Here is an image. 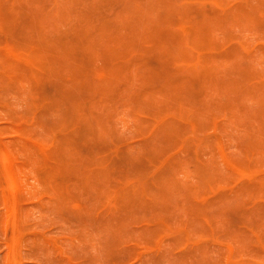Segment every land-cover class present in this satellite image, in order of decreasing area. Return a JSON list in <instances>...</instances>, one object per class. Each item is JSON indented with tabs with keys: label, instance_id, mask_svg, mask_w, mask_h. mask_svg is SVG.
Instances as JSON below:
<instances>
[{
	"label": "rangeland",
	"instance_id": "rangeland-1",
	"mask_svg": "<svg viewBox=\"0 0 264 264\" xmlns=\"http://www.w3.org/2000/svg\"><path fill=\"white\" fill-rule=\"evenodd\" d=\"M107 1L0 0V46L3 45L0 47V264H264V238L261 237L264 236V0H165V3H162L163 0L159 2L158 0H124L125 3L121 0H118L119 3L117 0ZM74 3H79L80 6ZM99 3L102 4L100 9ZM165 5L170 11L167 7L165 9ZM154 6L160 13L155 12ZM162 6L165 10H162ZM73 7L74 10H72ZM247 7L250 12L246 11ZM22 9L27 10L23 12ZM77 10L83 11L84 14H77L75 12ZM166 10L169 14L172 12L171 17L165 16L168 13ZM255 10L256 13L252 15ZM7 11L14 12V15ZM193 11L196 15H192ZM162 12L166 14L163 15ZM208 12L212 16L208 15ZM107 13H114V15ZM103 14L105 17L102 18ZM158 14L159 21H157ZM26 15L29 16L27 17L30 21L28 18L27 21L24 19ZM86 15L94 21H92L93 24L89 19L88 21L85 19L86 22L83 24ZM98 15H101V22ZM243 15L248 17L245 18ZM251 15L254 16V20H248L249 17L252 18ZM19 16L23 24L20 18L17 19ZM106 17L107 21H104ZM96 18L97 21H95ZM168 18L180 20L178 23L182 22V24L179 23L177 27L178 23ZM13 20L15 22H12ZM198 20L201 21L199 26L200 22H193ZM17 21L20 23L17 24ZM136 21H140V24L138 25ZM132 22L137 23L136 27ZM88 23L94 32L92 29L90 31V26H86ZM20 24L24 32L20 31ZM76 24L80 26L76 28ZM82 25L88 35L84 34ZM13 26L16 29L12 30ZM138 27L141 29L146 27V30L149 27L150 31H148L152 35L144 28L141 32L146 31V34H143H149L148 38L151 37V39L144 38L142 41L141 38L146 36L142 33L138 36L140 32ZM103 28L105 31L102 30ZM158 28L166 30L160 31ZM61 29H64V32ZM77 30H82L81 34ZM111 32H115V35L112 33L114 35L112 36ZM177 32L182 34L181 37ZM105 33L109 34L105 36L110 40L99 38ZM76 34L84 37L83 39L80 37L83 43L87 41L88 43H84L85 46L82 45L81 40L76 39L79 38ZM158 34L159 36L163 34L162 38L159 39ZM96 35L99 36L96 37ZM192 36L194 37L191 38ZM207 36L214 39L208 40ZM70 37H74V40L71 39L73 42ZM169 37L173 39L174 44H177L173 45V48H170L173 43ZM85 38L87 41L84 40ZM93 39L98 41L94 44ZM129 39L135 44L132 45ZM156 39L160 40L159 45L155 42ZM203 39H206V45L202 43ZM75 40L79 45H76ZM166 40L169 44L171 42V46ZM179 41L181 43L178 44ZM60 42L63 44L61 45ZM214 42H216L215 45ZM122 43L124 47H121ZM197 43L204 47L198 46ZM235 43L239 48L232 46ZM163 44H167L164 46L169 50L166 51ZM60 45L66 49L67 58H64V51ZM142 46H146L144 50ZM208 46L218 50H210ZM230 46L231 52L228 49ZM260 46L263 47L260 48ZM149 48L152 51H149ZM103 50L104 57L101 55L98 58V53L101 54ZM162 50L166 52V57L162 54ZM129 52L131 56L128 55ZM150 52L159 53L154 55ZM182 52L184 56L180 57ZM119 53L127 57L123 59L121 54L120 59ZM231 54L233 59L228 56ZM113 55L120 60L116 58L118 61L114 62ZM141 55L145 58L143 59ZM172 55L178 58L179 62H176ZM205 55L211 59L206 58L204 61ZM212 55L215 57L219 55L218 60L216 58L219 65L216 61H212ZM169 57H173L171 58L173 61H169ZM70 58L74 61L73 63L69 60ZM181 58H183L182 61ZM100 59L102 61H98ZM106 61L110 63L107 64ZM167 61L173 65L168 63V66L165 63ZM205 62H207L206 65ZM159 63L161 64L158 65ZM235 64L238 66L235 67ZM158 67L159 70H157ZM162 67L163 69L166 67L167 70L171 68L172 71H168L171 75L167 74V70H163ZM74 68L79 69V72H75ZM115 69L119 72L117 73ZM53 70L56 72L54 73ZM71 70L76 73L75 76ZM107 70L110 71L107 72ZM88 71H90L89 75ZM161 71H165L164 75ZM157 72L162 75L157 76ZM203 72L210 74L205 75ZM151 73H155L153 75L156 77ZM244 73L249 74L245 76ZM212 74L215 78L211 76ZM200 75L205 77L201 76V79ZM165 76L171 78L166 79ZM75 78L77 81H83L82 85L87 87L77 91L76 88H79L81 84L76 87V83L79 82ZM250 78L255 80L252 81ZM221 79L222 83H219ZM158 82L161 84L159 85ZM172 84L178 85L172 86ZM55 87H58L60 91L58 92V88ZM190 90H194L195 93ZM203 90L206 91L205 95V91L202 94ZM85 91L88 95L84 93L86 95L83 97ZM63 92L65 93L62 94ZM79 92L82 93L80 96ZM70 94L73 95L72 103L79 101L76 103L79 104V109H75L76 104L74 106L71 103L73 106L71 107ZM46 96H49L48 101ZM65 97H69L68 104ZM180 97L186 98L185 101ZM59 98L63 100V103ZM198 98L201 100L199 101ZM80 99L86 112L84 108L80 109ZM7 101L11 103L8 102L9 105H7ZM171 102L172 105L167 106ZM227 102L230 104L228 105ZM226 104L232 107L226 108ZM172 106L174 109L177 108V111L176 109L171 111ZM163 109L168 110L167 113L163 112ZM241 110H244L242 114ZM49 120L53 122V125ZM69 124H72L71 127H68ZM67 127L69 131L65 130ZM87 133L88 137L85 135ZM183 133L185 137L182 136ZM82 135L84 138L81 137ZM248 135L249 138L246 137ZM116 136L117 139H115ZM253 136L256 140L251 141ZM89 139L95 141L90 142ZM104 140L105 142H102ZM107 141L110 143L108 144ZM77 142L80 144L77 145ZM84 151L88 152V155ZM82 154H85V157ZM76 156L84 157L81 163ZM72 157L75 159L72 160ZM100 157L104 159H101L103 163L108 159V162H105L106 165L100 162ZM121 157H127L126 161ZM131 157L133 160L137 158L135 163L132 162ZM6 158L9 159V163H6ZM86 158L89 160L86 161ZM76 159H79L77 160L79 162ZM113 159H116V162ZM97 160L98 163L94 162ZM73 161H76L77 169ZM26 164L27 166H24ZM245 164L248 166L247 171ZM113 168L115 171L112 170ZM10 173L17 175L14 190L10 186L12 177L8 176ZM246 182L252 185H248L252 189L246 187ZM147 186L151 189L154 187L155 190ZM244 205H246L245 209L242 207ZM162 212H164L163 215ZM209 213L213 214L211 221L210 218L208 219ZM165 218L167 220L164 221ZM255 219L259 224H256ZM251 222L257 226L251 225ZM240 224L247 228L243 231ZM225 235H230L231 239L228 237L229 240H227ZM32 248H34L33 251Z\"/></svg>",
	"mask_w": 264,
	"mask_h": 264
},
{
	"label": "bare ground",
	"instance_id": "bare-ground-1",
	"mask_svg": "<svg viewBox=\"0 0 264 264\" xmlns=\"http://www.w3.org/2000/svg\"><path fill=\"white\" fill-rule=\"evenodd\" d=\"M5 1H6V0H5ZM99 1H101V0H99ZM108 1H109V0H108ZM108 1H107V2H108ZM114 1H115V0H114ZM114 1H113V2H114ZM117 1H118V0H117ZM117 1H116V2H117ZM122 1H124V0H121V2H122ZM143 1H144V0H143ZM143 1H142L141 3H143ZM160 1H161V0H160ZM163 1H164V2H163ZM163 1H162V3H165V0H163ZM166 1H167V0H166ZM158 2H159V0H158ZM158 2H157V3H158ZM170 2H171V1H170ZM81 3H82V2H81ZM102 3H103V2H102ZM118 3H119V1H118ZM123 3H125V1H124ZM254 3H255V2H254ZM24 4H25V2H24ZM74 4H75V3H74ZM99 4H100L99 9H100V7L102 6V4H101V3H99ZM104 4H105V3H104ZM110 4L112 5V2H111ZM145 4H146V2H145ZM168 4H169V3H168ZM240 4H242L241 1H240L239 5H240ZM46 5H47V4H46ZM75 5H79V6H80L79 3H76ZM166 5H167V4H166ZM166 5H165V9H166V7L169 6L170 4L167 5V6H166ZM244 5H245V4H244ZM108 6H110V5H108ZM233 6H234V5H233ZM7 7H8V6H7ZM7 7H6V9H7ZM26 7H27V6H26ZM154 7H155V6H154ZM157 7H158V5H157ZM157 7H155V12H159V11H157ZM159 7H160V4H159ZM162 7H163V6H162ZM240 7H241V5H240ZM244 7H245V6H244ZM244 7H243V9H242L243 12H244L245 9H246V7H245V9H244ZM19 9L21 10L20 5H19ZM32 9H33V7H32ZM149 9H151V7H149ZM165 9H164V7H163L162 10H165ZM247 9H248V7H247ZM2 10H3V9H2ZM22 10H23V9H22ZM25 10H27V9H25ZM25 10H23V12H24ZM72 10H74V7H73ZM79 10H80V9H79ZM79 10H77V11H75V12H76L77 14H80V13H81V15L84 14L83 11H82V12H81V11L79 12ZM103 10H104V9H103ZM110 10H111V7H110ZM110 10H109V11H110ZM123 10H124V9H122V11H123ZM158 10H159V9H158ZM160 10H161V7H160ZM167 10H169L168 7H167ZM167 10H166V11H167ZM237 10H238V9H237ZM239 10H240V9H239ZM104 11H107V10L105 9ZM147 11H148V10H147ZM169 11H170V10H169ZM169 11H167V12H168L167 15H165L166 12H164V14H163V12H162L161 14H163V15H165V16H169V17H171L170 15L172 14V12H171V14H169ZM190 11H192V9H191ZM201 11H203V10H201ZM205 11H206V10H205ZM242 11H241V12H242ZM246 11H249V9L246 10ZM7 12H8V11H7ZM198 12H199V11H198ZM249 12H250V11H249ZM8 13H9V12H8ZM21 13H22V12H21ZM26 13H27V12H26ZM90 13H91V12H90ZM90 13H88L89 16H90ZM99 13H100V10H99ZM153 13H154V12H153ZM159 13H160V12H159ZM173 13H174V11H173ZM193 13H194V14H192V15H196L194 11H193ZM196 13H197V12H196ZM199 13H201V12H199ZM205 13H206V12H205ZM232 13H233V12H232ZM232 13H231V14H232ZM238 13H239V12H238ZM255 13H256V10L254 11V13H253L252 15H254ZM0 14H1V13H0ZM9 14H13V15H14V12H13V13H9ZM27 14H28V13H27ZM74 14H75V13H74ZM101 14H102V12H101ZM107 14H108V13H107ZM161 14H160V17L162 18ZM243 14H244V13H243ZM257 14H258V12H257ZM2 15H4V13H2ZM6 15H7V13H6ZM20 15H21V14H20ZM30 15H31V13H30ZM81 15H80V18H81ZM108 15H111V16H112V15H114V13H113V14H108ZM208 15H211V14H209V12H208ZM232 15H233V14H232ZM239 15H240V14H239ZM241 15H242V14H241ZM244 15H245V14H244ZM244 15H243V16H244ZM252 15H251V17H252ZM23 16H24V13H23ZM27 16H28V15H26V18H24V19H26V21H27V18L29 17V16H28V17H27ZM87 16H88V15H86L85 18L83 17L84 20H85V19H86V20H87V19L91 20V18H89V16H88V17H87ZM92 16H93V18H94V15H92ZM98 16H99L98 18L100 19V22H101V20H102V19L100 18L101 15H98ZM153 16H154V15H153ZM211 16H212V15H211ZM259 16H260V15H259ZM13 17H14V16H12V18H13ZM24 17H25V16H24ZM103 17H105L104 14H103L102 18H103ZM154 17H155V16H154ZM173 17H174V16H173ZM197 17H198V16H197ZM232 17L235 18V17H237V16L235 15V17H234V16H232ZM244 17L246 18V17H248V16H244ZM19 18H20V16H19L17 19H19ZM110 18H111V17H110ZM133 18H134V17H133ZM155 18H156V17H155ZM198 18H199V17H198ZM204 18H205V17H203V19H204ZM206 18H207V17H206ZM238 18H239V16H238ZM253 18H254V16H253L252 18L249 17L248 20H249V19H253ZM5 19H6V16H5ZM13 19H15V18H13ZM24 19H23V20H24ZM168 19H169V18H168ZM171 19H172V18H171ZM171 19H169V20H171ZM184 19H185V18H184ZM195 19H196V18H195ZM199 19H200V18H199ZM236 19H237V18H236ZM260 19H261V21H262V18H261V17H260ZM260 19H259V20H260ZM10 20H11V19H10ZM28 20L30 21V18H28ZM86 20L83 21V24L86 22ZM108 20H110V19L108 18ZM145 20L147 21V18H145ZM145 20H144V22H145ZM149 20H150V19H149ZM173 20H175V19H172V21H173ZM182 20H183V19H182ZM192 20H193V18H192ZM230 20H233V19H230ZM238 20H239V19H238ZM253 20H254V19H253ZM20 21H21V23H22V18H20ZM20 21H17V24H18V22L20 23ZM29 21H28V22H29ZM77 21H79V20H77ZM87 21H88V20H87ZM92 21H93V20H91V22H92ZM95 21H97V18H96ZM104 21H107V17H106V19H105ZM104 21H103V22H104ZM111 21H113L112 18H111ZM157 21H159V14H158V20H157ZM157 21H156V23H157ZM166 21H167V20H166ZM175 21H176V20H175ZM178 21H180V20H178ZM178 21H176V22L178 23ZM201 21H202V18H201ZM201 21L198 20V21H193V22H198V23L200 22V24H198V26H199V25H201ZM233 21H234V20H233ZM6 22H7V20H6ZM9 22H10V21H9ZM12 22H15V21L13 20ZM24 22H25V21H24ZM93 22H94V21H93ZM93 22H92V24H93ZM114 22H115V25H116V21H114ZM114 22H113V23H114ZM133 22H134V21H133ZM133 22H132V23H133ZM136 22H138V21H136ZM164 22H165V21H164ZM234 22H235V21H234ZM239 22H240V21H239ZM241 22H242V21H241ZM248 22H249V21H246V23H248ZM256 22H257V20H256ZM263 22H264V21H263ZM25 23H26V22H25ZM76 23H77V22H76ZM89 23H90V22H89ZM89 23H88V25H86V26H90ZM107 23H108V22H107ZM156 23H155V24H156ZM169 23H170V22H169ZM173 23H175V22H173ZM179 23H180V22H179ZM179 23H178L177 25H176V24H175V25L178 27ZM224 23H225V22H224ZM235 23H236V22H235ZM249 23H250V22H249ZM22 24H23V23H22ZM81 24H82V21H81ZM90 24H91V23H90ZM92 24H91V25H92ZM97 24H99V23H97ZM97 24H96V25H97ZM100 24H101V23H100ZM100 24H99V25H100ZM111 24H112V23H111ZM129 24H130V23H129ZM133 24H134V23H133ZM133 24H132V25H133ZM136 24H137V23H136ZM136 24H134L135 27H136ZM139 24H140V21L138 22V25H139ZM144 24H145V23H144ZM144 24H143V25H144ZM155 24H154V25H155ZM170 24H171V23H170ZM170 24H169V26H170ZM181 24H182V22L180 23V25H181ZM239 24H240V23H239ZM239 24H238V25H239ZM254 24H255V23H254ZM254 24H253V25H254ZM13 25H14V24H13ZM72 25H73V24H72ZM99 25H98V26H99ZM101 25H103V24H101ZM106 25H107V24H106ZM113 25H114V24H113ZM130 25H131V24H130ZM130 25H129V26H130ZM143 25H142V26H143ZM171 25H172V24H171ZM221 25H222V24H221ZM255 25H256V24H255ZM10 26H11V25H10ZM79 26H80V25H79ZM79 26H77V24H76V28L79 27ZM120 26H121V24H120ZM140 26H141V25H140ZM144 26H145V25H144ZM160 26H161V24H160ZM172 26H173V25H172ZM176 26H175V27H176ZM21 27H22V26H21V24H20V27H19V28L21 29L20 31H21V32H24V31L22 30ZM70 27H71V26H70ZM93 27H94V25H93ZM95 27H96V26H95ZM133 27H134V26H132V28H133ZM154 27H158V26H154ZM161 27H162V26H161ZM161 27H160V28H161ZM14 28H15V27L13 26L12 30H13ZM23 28H24V26H23ZM71 28H72V27H71ZM71 28H70V29H71ZM80 28H81V27H80ZM82 28H83V25H82ZM84 28H85V27H84ZM84 28H83V29H84ZM104 28L106 29V26H105ZM104 28L102 29L103 31H105ZM111 28H112V27H111ZM117 28H118V27L116 26V30H117ZM121 28H123V27L121 26ZM139 28H140V29H139ZM143 28L146 30V27H142V29H143ZM147 28H148V29H147L146 31H148V30L150 31V28H149V27H147ZM160 28H158V30H160V31H164V30H166V29H162V30H161ZM194 28H195V27H194ZM250 28H251V27H250ZM15 29H16V28H15ZM91 29H92V27L90 26V31H91ZM96 29H97V27H96ZM112 29H113V28H112ZM112 29H111V30H112ZM138 29L140 30V32H138V36H139V33H142V34L145 33V34H146V31H145V32H141V30H142L141 27H138ZM152 29H153V28H152ZM152 29H151V31H153ZM220 29H221V28H220ZM63 30H64V29H61L62 32H64ZM86 30H88V28H86ZM111 30H108V31H111ZM119 30H122V29H119ZM123 30H124V29H123ZM261 30H262V29H261ZM66 31H68V30H66ZM77 31H80L79 33L81 34V31H82V30H77ZM77 31H75V33H76ZM90 31H89V32H90ZM92 31L94 32L93 29H92ZM114 31H115V30H114ZM124 31H125V30H124ZM134 31H135V30H134ZM149 31H148V33H150ZM170 31H171V30H170ZM172 31H173V30H172ZM262 31H263V30H262ZM13 32L15 33V30H14ZM83 32H84V34L86 33L85 29H84ZM87 32H88V31H87ZM165 32H166V31H165ZM165 32H164V33H165ZM173 32H174V31H173ZM18 33H20V32H18ZM75 33L73 32V34H75ZM112 33H113V32H111V34H112ZM114 33H115V32H114ZM114 33H113V34H114ZM116 33H117V32H116ZM135 33H136V32H135ZM148 33H147V34H148ZM174 33L176 34V32H174ZM177 33H178V32H177ZM202 33H203V32H202ZM60 34H61V33H60ZM62 34H63V33H62ZM80 34H79V35H80ZM86 34H87V33H86ZM97 34L101 35V33H97ZM111 34H110V35H111ZM113 34H112V36L115 35V34H114V35H113ZM136 34H137V33H136ZM145 34H143V35H145ZM150 34H151V33H150ZM179 34H180V33H178V36H179ZM198 34H199V33H198ZM15 35H17V34H15ZM19 35H20V34H19ZM19 35H18V37L20 38ZM69 35H70V34H69ZM69 35H67V36H69ZM76 35H77V34H76ZM76 35H72V36H76ZM79 35H77L76 37H79ZM87 35H88V34H87ZM99 35H96V37L99 36ZM102 35H103V36H100V37H99L100 39H101V37L106 38L107 35L109 36V34H106V33H105V34H102ZM105 35H106V36H105ZM143 35H142V36H143ZM148 35H149V34H148ZM148 35H145L146 37H144V36L142 37V36H141V37H142V38H141L142 41L144 40V38L147 40ZM151 35H152V34H151ZM153 35H155V34H153ZM164 35H165V34H164ZM170 35H171V34H170ZM181 35H182V34H180V37H181ZM193 35H194V34H193ZM201 35H203V34H201ZM201 35H199V36L201 37ZM47 36H48V35H47ZM59 36H60V35H59ZM65 36H66V35H65ZM84 36H85V35H84ZM149 36H150V35H149ZM162 36H163V34H162L161 36H159V34H158L159 39H160V37L162 38ZM175 36H176V35H175ZM175 36H174V37H175ZM195 36H196V35H195ZM210 36H211V34H210ZM1 37H2V36H1ZM76 37H75V38H76ZM80 37H82V36H80ZM80 37H79V38H76V39H80V40H81ZM110 37H111V36H110ZM110 37H109V38H110ZM117 37H118V36H117ZM120 37H122V36L120 35ZM129 37H130V35H129ZM158 37H157V38H158ZM172 37H173V36H172ZM182 37H183V36H182ZM193 37H194V36H192L191 38H193ZM231 37H232V36H231ZM233 37H234V36H233ZM235 37H237V36H235ZM59 38H61V36H60ZM59 38H58V39H59ZM83 38H84V37H82V39H83ZM113 38H114V37H113ZM118 38H119V37H118ZM135 38H136V37H135ZM135 38H132V39H133L134 41H136ZM169 38H170V40H171V37H169ZM175 38H176V37H175ZM175 38H174V39H175ZM197 38H199V37L197 36ZM204 38H205V37H204ZM207 38H208V36L206 37V39H207ZM209 38H211V37H209ZM209 38H208V40H209ZM1 39H2V38H1ZM20 39H21V38H20ZM22 39H23V38H22ZM67 39H68V37H67ZM71 39L74 40V37H73V38L70 37V40H71ZM97 39H98V38H97ZM127 39H128V37H127ZM150 39H151V37H150ZM150 39L148 38V40H150ZM163 39H164V38H163ZM206 39H205V40H206ZM211 39L213 40L214 38L212 37ZM237 39H238V38H237ZM50 40H51V39H50ZM50 40H49V41H50ZM84 40H86V38H85ZM106 40H110V39H108V37H107ZM111 40H112V38H111ZM119 40H120V38H119ZM119 40H118V41H119ZM129 40L131 41L130 43H132V40H131V39H129ZM172 40H173V39H172ZM172 40H171V42L173 43L174 41H172ZM179 40L182 41L180 38H179ZM205 40L203 39L204 42H202V43H205V45H206V42H207V41L205 42ZM3 41H4V40H3ZM15 41H17V40H15ZM59 41H61V40H59ZM67 41L69 42V40H67ZM71 41H72V40H71ZM86 41H87V40H86ZM89 41H90V40H89ZM91 41H92V40H91ZM93 41H94V39H93ZM93 41H92V42H93ZM96 41H98V40H96ZM96 41H94L93 43L95 44ZM102 41H103V39H102ZM113 41H114V40H113ZM115 41H116V40H115ZM125 41H126V38H125ZM138 41H139V39H138ZM158 41L160 42V40H157V39H156L155 42L157 43ZM161 41H162V40H161ZM166 41H167V40H166ZM166 41H164V42L166 43ZM177 41H178V40H177ZM180 41L178 42V44L181 43ZM201 41H202V40H201ZM216 41H218V40H216ZM221 41H222V40H221ZM228 41H229V40H228ZM36 42H37V41H36ZM50 42H51V41H50ZM72 42H73V41H72ZM72 42H70V43H72ZM74 42L77 43L76 40H75ZM79 42H80V41H79ZM100 42H101V40H100ZM110 42H112V41H110ZM120 42H121V40H120ZM140 42H141V41H140ZM144 42H145V41H144ZM144 42H143V44H144ZM159 42H158V45H159ZM169 42H170V41H169ZM171 42H170V44H171ZM192 42H194V40H193ZM209 42H210V44H211V41H209ZM209 42H208V43H209ZM0 43H1V42H0ZM34 43H35V42H34ZM60 43H61V45L63 44L62 42H60ZM76 43H75V44H76ZM81 43H82V45H84V43H88V41L83 43L82 40H81ZM107 43H108V42L106 41V44H107ZM113 43H114V42H113ZM117 43H119V42H117ZM156 43H154V42L152 43V42H151V44H156ZM176 43H177V42H176ZM198 43H200V44L202 45L201 42H198ZM198 43H197V45H198ZM227 43H228V42H227ZM227 43H226V44H227ZM4 44H5V42H4ZM11 44H12V43H11ZM25 44H26V43H25ZM75 44H74V45H75ZM94 44H93V45H94ZM103 44H104V43H103ZM115 44H116V42H115ZM115 44H114V45H115ZM122 44H123V45H122L121 47H124V43H122ZM125 44H126V43H125ZM128 44H129V42H128ZM128 44H127V45H128ZM133 44H135V43H132V45H133ZM139 44H140V43H139ZM146 44H147V41H146ZM160 44H161V43H160ZM167 44H169L168 41H167ZM167 44H166V45H167ZM170 44H169V45H170ZM191 44H192V43H191ZM210 44H209V45H210ZM215 44H216V42H214V45H215ZM221 44H222V42H221ZM7 45H8V44H7ZM9 45H10V44H9ZM9 45H8V46H9ZM61 45H60V47H61ZM65 45H67V44H65ZM68 45H69V44H68ZM72 45H73V43H72ZM76 45H79V43H77ZM80 45H81V44H80ZM85 45H86V44H85ZM85 45H84V46H85ZM87 45H88V44H87ZM164 45H165V44H163V46H164ZM166 45H165V46H166ZM173 45H177V44H174V43H173V44H172V47H170V48H173ZM194 45H195V44H194ZM194 45H192V46H194ZM201 45H198V46H200V47H204V46H201ZM1 46H3V45L1 44ZM1 46H0V47H1ZM70 46H71V45H70ZM88 46H89V45H88ZM100 46H101V44H100ZM125 46H126V45H125ZM139 46H140V45H139ZM139 46H138V50H139ZM163 46H162V47H163ZM165 46H164L163 48H165ZM170 46H171V45H170ZM225 46H226V45H224V47H225ZM232 46H235V47L239 48L238 45H236V43H235V45L233 44ZM239 46H240V45H239ZM79 47H80V46H79ZM86 47H87V46H86ZM114 47L116 48V46H114ZM132 47H133V46H132ZM144 47H146V46H144ZM144 47L142 46V48H143L142 50H144ZM157 47H158V46H157ZM162 47H161V49H163ZM168 47H169V46H168ZM195 47H196V46H195ZM205 47H206V46H205ZM214 47H215V46H214ZM219 47H221L220 44H219ZM262 47H263V46H262ZM262 47L260 46V48H262ZM56 48H57V47H56ZM61 48H62V47H61ZM70 48H71V47H70ZM90 48H91V51H92V45H91ZM90 48H88V50H89ZM96 48H97V47H96ZM99 48H100V47H99ZM101 48H102V47H101ZM159 48H160V46H159ZM208 48H210V46H208ZM230 48H231V46L228 47L229 50H230ZM232 48H233V47H232ZM237 48H236V49H237ZM14 49H15V48H14ZM62 49H63V48H62ZM62 49H61V50H62ZM74 49H76V48H74ZM112 49H113V51H114V48H113V47H112ZM116 49H117V48H116ZM127 49H128V48H127ZM127 49H126V50H127ZM145 49H146V48H145ZM155 49H157V48L155 47ZM155 49H154V50H155ZM167 49H168V48L166 47L165 50L167 51ZM206 49H207V47H206ZM213 49H214V48H212V49L210 48V50H213ZM221 49H223V48H221ZM228 49H227V51H228ZM105 50L108 51V49H105ZM118 50H119V49H118ZM146 50H147V49H146ZM159 50H160V49H159ZM159 50H158V51H159ZM163 50H164V49H163ZM163 50H162V52H163ZM168 50H169V49H168ZM172 50H173V49H172ZM172 50H170V52H171ZM207 50H208V49H207ZM207 50H206V51H207ZM214 50H218V48H217V49H214ZM231 50H232V49H231ZM231 50H230V52H231ZM238 50H239V49H238ZM241 50H242V49L240 48V51H241ZM263 50H264V49H263ZM63 51H64V52H63ZM63 51H62V52H63L64 55H65V54H66V53H65L66 49H63ZM89 51H90V50H89ZM89 51H88V53H89ZM97 51H98V49H97ZM110 51H111V49H110ZM116 51H117V50H116ZM123 51L125 52V50H123ZM123 51H122V53H124ZM132 51H133V49H131V52H132ZM135 51H136V53H138L137 50H135ZM135 51H134V52H135ZM149 51H152V50L149 48ZM155 51H156V50H155ZM160 51H161V50H160ZM200 51H201V50H200ZM200 51H199V52H200ZM236 51H237V50H235V52H236ZM93 52H94V51H93ZM103 52H104V50L102 51L101 54L98 53V55H99L98 58H99L101 55L104 57L105 52H104V53H103ZM117 52H118V51H117ZM117 52H115V53L117 54ZM119 52H120V51H119ZM168 52H169V51H168ZM170 52H169V53H170ZM174 52H175V51H174ZM178 52H179V51H178ZM180 52H181V49H180ZM184 52L187 53V51H185V50H184ZM202 52H203V51H202ZM238 52H239V51H238ZM241 52H242V51H241ZM79 53H80V52H79ZM122 53H121V54H122ZM150 53H151V54H154V53H152V52H150ZM158 53H159V52H158ZM158 53H156V54H158ZM171 53H172V52H171ZM175 53H177V52H175ZM186 53H185V54H186ZM233 53H234V51H233ZM239 53H240V52H239ZM121 54L119 53V55H120V59H121L122 56H123V59H124V57H125L124 55H125V54H122V56H121ZM126 54H127V53H126ZM129 54H130V56H131V53H130V52L128 53V55H129ZM132 54H133V52H132ZM156 54H154V55H156ZM162 54H165L164 56L166 57V52H163ZM183 54H184L183 52H182V56L179 54L180 57H183V56H184ZM187 54H188V53H187ZM235 54H237V53H235ZM235 54H234V55H235ZM95 55H96V54H95ZM95 55H94V56H95ZM154 55H153V56H154ZM174 55H176V54H174ZM174 55H172V56L174 57L175 61H176V62H179V59L177 58V59H178V60H177V59L175 58ZM206 55H208V54H206ZM206 55H205V59H204L203 56H202V58L204 59V61H206V58H210V57H207ZM210 55H211V54H210ZM214 55H215V54H214ZM246 55H247V54H246ZM113 56H114V58H115V55H113ZM138 56H139V55H138ZM141 56H142V55H141ZM141 56H140V58H141ZM153 56H151V57H153ZM162 56H163V55H162ZM162 56H161V58H162ZM167 56H168V54H167ZM169 56H171V54H170ZM187 56H188V55H186V57H187ZM208 56H209V55H208ZM218 56H219V55H218ZM218 56L215 57V56L212 55L213 59L215 58V60L212 59V61H216V58H217V60H218ZM224 56H225V55H224ZM228 56H231L232 59H233V55H232V54H231V55H228ZM228 56H225V58H226V57L228 58ZM126 57H127V55H126ZM126 57H125V58H126ZM146 57H147V56H146ZM156 57H157V56H156ZM156 57H155V58H156ZM173 57H169V61H170L171 58H173ZM244 57H245V56H244ZM64 58H67L66 55L64 56ZM68 58H69V57H68ZM98 58H97V59H98ZM116 58L119 59V57H116ZM116 58L113 59V57H112V60H114V62H116V60H117ZM128 58H129V57H128ZM128 58H127V59H128ZM136 58H137V56H136ZM136 58H134V59H136ZM138 58H139V57H138ZM140 58H139V59H140ZM142 58H143V56H142ZM144 58H145V56H144ZM144 58H143V59H144ZM148 58H149V60H150V57H148ZM188 58H189V56H188ZM103 59L106 60L107 58H103ZM110 59H111V58H110ZM120 59H119V60H120ZM127 59H126V60H127ZM132 59H133V58H132ZM164 59H165V58H164ZM182 59H183V58H181L180 60L182 61ZM189 59H191V58H189ZM210 59H211V58H210ZM69 60L72 61L71 58H70ZM112 60H110V61L112 62ZM149 60H148V61H149ZM159 60H160V59H159ZM186 60H187V59H186ZM223 60H224V59H223ZM98 61H102V59H100V60H98ZM110 61H108V62L106 61L107 64L110 63ZM117 61H118V60H117ZM150 61H151V60H150ZM150 61H149V63H151ZM152 61H153V60H152ZM154 61H155V59H154ZM156 61H158V60H156ZM171 61H173V60H171ZM221 61H222V59H221ZM73 62H74V61H72V63H73ZM95 62H96V61H95ZM134 62H135V61H134ZM134 62H133V63H134ZM159 62H160V61H159ZM183 62H184V60H183ZM186 62H187V61H185V63H186ZM188 62H191V61H188ZM192 62H193V61H192ZM192 62H191V63H192ZM202 62H203V61H202ZM208 62H209V64H210V61H208ZM216 62H217V61H216ZM216 62H215V63H216ZM238 62H239V61H238ZM238 62H237V63H238ZM247 62H248V61H247ZM96 63H97V62H96ZM120 63H124V62H120ZM165 63H167V65H168L169 62L167 61V62H165ZM165 63L163 64V67H164ZM217 63H218V62H217ZM217 63H216V64H217ZM240 63H241V61H240ZM76 64H77V63H76ZM135 64H137V63H135ZM139 64H140V63H139ZM139 64H138V65H139ZM151 64H152V63H151ZM160 64H161V63H159L158 65H160ZM169 64H171V63H169ZM206 64H207V62H205V65H206ZM245 64H246V63H245ZM248 64H249V63H248ZM72 65H73V64H72ZM82 65H83V64H82ZM104 65L106 66V64H104ZM116 65H117V63H116ZM116 65H114V67H116ZM118 65H119V63H118ZM130 65H131V64H130ZM130 65H128V66H130ZM171 65H173V64H171ZM205 65H204V66H205ZM218 65H219V63H218ZM48 66H49V64H48ZM80 66H81V65H79V67H80ZM96 66H97V64H96ZM96 66H94V67H96ZM120 66H122V65H120ZM152 66L157 67V65H152ZM168 66H169V65H168ZM211 66H213V65H211ZM234 66L237 67L238 64H237V65L235 64ZM74 67H76V66H74ZM82 67H83V66H82ZM94 67H93V69H94ZM97 67H99V65H98ZM101 67H102V66H101ZM101 67H100V68H101ZM106 67H107V66H106ZM106 67H105V68H106ZM110 67H111V66H110ZM117 67H118V66H117ZM117 67H116V68H117ZM123 67H124V66H123ZM131 67H133V65H132ZM135 67H136V65H135ZM142 67H143V66H141V68H142ZM163 67H162V69H163ZM166 67H167V66H166ZM166 67H165V68H166ZM213 67H214V66H213ZM215 67H216V66H215ZM246 67H247V66H246ZM249 67L251 68V66H249ZM100 68H99V69H100ZM105 68H104V69H105ZM121 68H122V67H121ZM121 68H120V69H121ZM124 68H125V67H124ZM128 68H129V67H128ZM128 68L126 69V71L128 70ZM165 68H164V69H165ZM167 68H168V67H167ZM207 68H208V67H207ZM211 68H212V67H211ZM250 68H248V69H250ZM74 69H75V68H74ZM74 69H73V71H74ZM99 69H98V70H99ZM155 69H156V68H155ZM160 69H161V67H160ZM164 69H163V70H164ZM177 69H179V68H177ZM208 69H209V68H208ZM244 69H245V71H246V68H244ZM76 70H77V71H76ZM95 70H97V69H95ZM105 70H106V69H105ZM110 70H111V68H110ZM110 70H107V72L110 71ZM115 70H116V69H115ZM157 70H159V67H158ZM165 70H167V69H165ZM170 70H171V68L168 69V70L166 71V73L168 74L169 72L172 71V70H171V71H170ZM181 70H182V69H181ZM211 70H213V69H211ZM211 70H210V71H211ZM216 70H217V69H216ZM250 70H251V69H250ZM250 70H249V71H250ZM13 71H15V70H13ZM53 71H54V73L56 72L55 70H53ZM53 71H52V73H53ZM71 71H72V70H71ZM73 71H72V72H73ZM101 71H104V70L101 69ZM124 71H125V70H124ZM129 71H130V70H129ZM154 71H156V70H154ZM168 71H169V72H168ZM179 71H180V69H179ZM179 71H178V72H179ZM203 71H204V70H203ZM205 71H206V70H205ZM207 71H208V70H207ZM10 72H11V71H10ZM72 72H71V73H72ZM75 72H79V69H75ZM75 72H73V75H74V76L76 75ZM89 72H90V71H88V75L90 74ZM96 72H97V71H96ZM99 72H100V71H99ZM99 72H98V73H99ZM116 72H117V70H116ZM118 72H119V71H118ZM118 72H117V73H118ZM120 72H121V71H120ZM141 72H143V71H141ZM152 72H153V70H152ZM161 72H162V71H161ZM163 72H165V71H163ZM163 72H162V74L164 75ZM176 72H177V70H176ZM182 72H183V71H182ZM208 72H209V71H208ZM208 72H206V73L209 75L210 73H208ZM214 72H216V71L214 70ZM54 73H53V75H54ZM100 73H101V72H100ZM110 73H111V72H110ZM143 73H144V72H143ZM159 73H160V72H157V73H156L157 76H158V75H162V74H159ZM206 73L203 72V74H205V75H206ZM250 73H252V72H250ZM253 73H254V72H253ZM8 74H9V73H8ZM49 74H51L50 71H49ZM77 74H79V73H77ZM84 74H85V73H84ZM92 74H93V73H92ZM92 74H91V75H92ZM96 74H97V73H96ZM108 74H109V73H108ZM121 74H122V73H121ZM151 74L153 75V74H155V73H151ZM246 74L248 75L249 73H246ZM246 74L244 73L245 76H246ZM10 75H11V74H10ZM79 75H80V74H79ZM79 75H77V76H79ZM88 75H87V76H88ZM117 75H118V74H117ZM142 75H143V74H142ZM146 75H147V74H146ZM165 75H166V74H165ZM169 75H171V74L169 73ZM205 75H200V78H201V76H202V77H205ZM208 75H207V78L209 77ZM213 75H214V74H212L211 76H213ZM250 75L252 76V74H250ZM14 76L16 77V75H14ZM55 76H56V75H55ZM70 76H71V79H72V78H73L72 75H70ZM122 76H123V75H122ZM153 76H154V75H153ZM172 76H173V75H172ZM178 76H179V75H178ZM178 76H177V79H178L181 75H180L179 77H178ZM192 76H193V75H192ZM52 77H53V76H52ZM83 77H84V76H83ZM108 77H109V75H108ZM110 77H111V76H110ZM154 77H156V76H154ZM165 77H166V76H165ZM173 77H174V76H173ZM185 77H186V76H185ZM63 78H64V77H63ZM77 78L80 79V77H77ZM77 78H75L76 81H77ZM105 78H107V77H105ZM170 78H171V77H170ZM170 78L166 77V79H170ZM174 78H175V77H174ZM210 78H211V77H210ZM213 78H215V77L213 76ZM213 78H212V80H213ZM53 79H54V77H53ZM75 79H73V80H75ZM81 79H83V78L81 77ZM87 79H88V78H87ZM89 79H90V78H89ZM182 79L185 81L184 78H182ZM182 79H181V81H182ZM190 79H191V77H190ZM192 79H193V78H192ZM201 79H202V78H201ZM248 79H249V78H248ZM250 79L252 80L253 78H250ZM85 80H86V79H85ZM93 80H94V77H93ZM95 80H96V79H95ZM95 80H94V81H95ZM108 80H109V78H108ZM151 80H153V79H151ZM186 80H187V78H186ZM208 80H209V79H208ZM216 80H217V79H216ZM254 80H255V79H254ZM254 80H252V81H254ZM14 81H15V80H14ZM62 81H64V80H62ZM62 81H61V82H62ZM69 81H70V80H69ZM76 81H75V82H76ZM110 81H111V80H110ZM154 81L156 82V79H155V78H154ZM176 81H177V80H176ZM190 81L192 82V80H190ZM77 82H79V83H76V87H77V85L81 84V86H79V88H76L77 91H79L80 89L82 90V88L85 87V86L82 85V82H83V81H82V82L77 81ZM149 82H150V81H149ZM155 82H154V83H155ZM159 82H160V81H159ZM159 82H158V84H159ZM240 82H241V81H240ZM250 82H251V81H250ZM250 82H249V83H250ZM62 83H64V82H62ZM152 83H153V81H152ZM169 83H170V85H171V82H169ZM182 83H183V82H182ZM196 83H197V82H196ZM196 83H195V84H196ZM219 83H222V79H221V81H220ZM242 83H243V82H242ZM53 84H54V83H53ZM64 84H66V83H64ZM89 84H90V83H89ZM92 84H93V83H92V81H91V85H92ZM126 84H127V83H126ZM126 84H125V87H126ZM160 84H161V83H160ZM160 84H159V85H160ZM178 84H179V83H178ZM178 84H177V85H178ZM197 84L200 85L199 82H198ZM12 85H13V84H12ZM47 85H48V84H47ZM59 85H60V84H59ZM84 85H85V81H84ZM155 85H157V84L155 83ZM159 85H158V86H159ZM166 85H167V82H166ZM174 85H175V84H174ZM174 85L172 84V86H174ZM177 85H175V86H177ZM219 85L221 86V84H219ZM234 85H235V83H234ZM239 85H240V84H239ZM239 85H238V86H239ZM51 86H52V85H51ZM92 86H93V85H92ZM167 86H169V84H168ZM167 86H166V87H167ZM179 86H181V84H180ZM193 86H196V85H193ZM220 86H219V87H220ZM80 87H81V88H80ZM86 87H87V86H86ZM86 87H85V88H86ZM89 87H90V86H89ZM89 87H88V88H89ZM159 87H160V86H159ZM159 87H158V88H159ZM188 87H189V86H188ZM11 88H12V87H11ZM40 88H41V87H40ZM55 88H56V87H55ZM57 88H58V87H57ZM57 88H56V89H57ZM138 88H139V87H138ZM199 88H200V87H199ZM221 88H222V87H221ZM6 89H7V88H6ZM6 89H4V90H6ZM13 89H14V88H13ZM41 89L43 90V88H41ZM45 89H47V87H46ZM49 89H50V88H49ZM90 89H91V92H93V91H92V88H90ZM120 89H121V88H120ZM191 89H192V88H191ZM32 90H33V89H32ZM37 90H39V89H37ZM42 90H41V92H42ZM50 90H51V89H50ZM57 90H58V92L60 91L59 88H58ZM86 90H87V89H86ZM172 90H173V89H172ZM194 90L196 91L195 88H194ZM194 90H190V92H194V93H195ZM200 90H202V89L200 88ZM205 90H206V89H205ZM205 90L202 91V94H203V92H204ZM9 91H10V90H9ZM39 91H40V90H39ZM70 91H71V90H70ZM72 91H73V90H72ZM83 91H84V90H83ZM88 91H89V90H88ZM118 91H119V90H118ZM118 91H117V93H118ZM121 91H122V90H121ZM162 91H163V90H162ZM169 91H170V90H169ZM188 91H189V90H188ZM5 92H6V91H5ZM11 92H12V91H11ZM44 92H45V91H43V93H44ZM61 92H62V91H61ZM68 92H69V90H68ZM74 92H75V91H73V93H74ZM80 92H81V91H80ZM80 92H79V96H80V94H82V93H80ZM102 92H103V91H102ZM178 92H179V91H178ZM200 92H201V91H200ZM2 93H3V92H2ZM39 93H40V92H39ZM46 93L48 94V92H46ZM64 93H65V92H63L62 94H64ZM71 93H72V92H71ZM73 93H72V94H73ZM75 93H76V92H75ZM84 93H86V94L88 95V92L85 91V92H83V95H82L83 97H84V95H86V94H84ZM93 93H94V92H93ZM164 93H165V92H164ZM183 93L185 94V92H183ZM187 93H188V92H187ZM194 93H193V94H194ZM58 94H59V93H58ZM99 94H100V92H99ZM205 94H206V91L204 92V95H205ZM39 95H41V94H39ZM44 95H45V93H44ZM100 95H101V94H100ZM103 95H104V93H103ZM103 95H102V96H103ZM5 96H6V95H5ZM50 96H51V95H50ZM54 96H55V95H54ZM58 96H59V95H58ZM64 96H67V95H64ZM68 96H69V94H68ZM71 96H73V95L70 94V100L72 99ZM179 96H181V95H179ZM187 96H188V94H187ZM196 96H198V95H196ZM202 96H203V95H202ZM41 97H42V96H41ZM46 97H48V98H47V101H48L49 96H46ZM52 97H53V96H52ZM76 97H77V96H76ZM85 97L87 98V97H89V96H85ZM203 97H204V96H203ZM203 97H202V98H203ZM44 98H45V97H44ZM60 98H61V93H60ZM60 98H59V99H60ZM62 98H63V97H62ZM65 98H66V100H67V104H68V102H69V101H68L69 97H68V98L65 97ZM65 98H64V99H65ZM80 98H81V97H80ZM114 98H115V97H114ZM135 98H136V97H135ZM180 98H181V100H183V101H185V99H186L185 97H184L185 99H182V97H180ZM200 98H201V97H200ZM200 98H198V100H199ZM202 98H201V99H202ZM36 99H37V98H36ZM42 99H43V97H42ZM42 99H41V100H42ZM82 99H83V98H82ZM196 99H197V97H196ZM201 99H200V100H201ZM9 100H10V98H9ZM33 100H34V99H33ZM39 100H40V99H39ZM50 100H53V99H50ZM60 100H61V99H60ZM66 100H64V101L66 102ZM77 100H79V98H77ZM84 100H85V98H84ZM173 100H174V99H173ZM200 100H199V101H200ZM61 101H62V103H63V100H61ZM61 101H59V102H61ZM206 101H207V98H206ZM8 102H9V101H7V105H9ZM41 102H42V101H41ZM59 102H58V103H59ZM72 102H73V101L71 100V101H70V105H71ZM77 102H79V101H76V103H77ZM169 102H170V101H169ZM169 102H168V103H169ZM178 102H179V101H178ZM178 102H174V103H178ZM9 103H11V101H10ZM30 103H31V102H30ZM62 103H61V104H62ZM76 103L74 102V103H72V104H74V106L77 105V108H75V109L77 110V109H79V104H76ZM227 103H228V102H227ZM40 104H41V103H40ZM46 104H48V103H46ZM46 104H44V105H46ZM56 104H57V103H56ZM56 104H55V105H56ZM65 104H66V103H65ZM65 104H64V105H65ZM75 104H76V105H75ZM80 104H81V105H80V106H81L80 109H81V108H84V107H83L84 104H82V100H81V99H80ZM178 104H179V103H178ZM185 104H186V102H185ZM185 104H184V106H185ZM214 104H215V103H214ZM229 104H230V103H228V105H229ZM30 105H31V104H30ZM37 105H38V104H37ZM59 105H60V103H59ZM70 105H69V106H70ZM82 105H83V106H82ZM168 105H172V102H171V104H167V106H168ZM173 105H174V104H173ZM203 105H204V104H203ZM211 105H212V103H211ZM232 105H233V104H232ZM241 105H243V104H241ZM241 105H240V106H241ZM4 106H5V105H4ZM138 106H139V104H138ZM174 106H175V105H174ZM176 106H177V105H176ZM224 106H225V105H224ZM226 106H227V104H226ZM226 106H225V107H226ZM35 107H36V106H35ZM47 107H48V106H47ZM47 107H46V108H47ZM52 107H54V106H52ZM59 107H60V106H59ZM67 107H68V105H67ZM71 107H73V106L71 105ZM144 107H145V106H144ZM185 107H186V106H185ZM218 107H219V105H218ZM229 107H230V106H227L226 108H229ZM231 107H232V106H231ZM231 107H230V108H231ZM242 107H243V106H242ZM7 108H8V107H7ZM46 108H45V109H46ZM137 108H138V107H137ZM168 108H169V107H168ZM223 108H224V107H223ZM223 108H222V110H223ZM226 108H225V109H226ZM234 108H235V107H234ZM243 108H246V107H243ZM144 109H145V108H144ZM150 109H151V108H150ZM155 109H156V107H155ZM166 109H167V108H166ZM166 109H163V110H164L163 112H166V113H167L168 110H166ZM172 109H174L173 106H172V108H171V111H172ZM175 109H176V111H177V108H175ZM175 109H174V110H175ZM41 110H42V109H41ZM43 110H44V109H43ZM84 110H85V108H84ZM84 110H83V111H84ZM165 110H166V111H165ZM81 111H82V110H81ZM88 111H89V110H88ZM145 111H146V110H145ZM147 111H150V110L147 109ZM241 111H242V110H241ZM241 111H240V112H241ZM243 111H244V110H243ZM243 111L241 112V114L243 113ZM45 112H46V110H45ZM79 112H80V111H79ZM85 112H86V110H85ZM46 113H47V112H46ZM46 113H44V115H45ZM47 114H48V113H47ZM151 114H152V113H151ZM178 114H179V113H178ZM186 114H187V113H186ZM209 114H210V113H209ZM65 115H66V114H65ZM97 115H98V114H97ZM144 115H145V114H144ZM149 115H150V114H149ZM183 115H185V114H183ZM210 115H211V114H210ZM239 115H240V114H239ZM12 116H13V115H12ZM38 116H39V114H38ZM84 116H85V114H84ZM150 116H151V115H150ZM152 116H153V115H152ZM178 116H179V115H178ZM63 117H65V116H63ZM260 117H261V116H260ZM15 118H16V117H15ZM191 118H193V116H192ZM34 119H35V118H34ZM218 119H219V118H218ZM253 119H254V118H253ZM260 119H261V118H260ZM263 119H264V118H263ZM18 120H19V119H18ZM36 120H37V117H36ZM36 120H34V121H36ZM90 120H91V119H90ZM26 121H27V120H26ZM194 121L196 122V121H198V120H194ZM221 121H223V120H221ZM260 121H261V120H260ZM263 121H264V120H263ZM14 122H15V121H14ZM36 122H37V121H36ZM49 122H52V121L49 120ZM93 122H94V120H93ZM109 122H110V121H109ZM16 123H18V122H16ZM19 123H20V122H19ZM46 123H47V122H46ZM87 123H88V122H87ZM94 123H95V122H94ZM184 123H185V122H184ZM254 123H255V122H254ZM263 123H264V122H263ZM29 124H30V122H29ZM33 124H34V123H33ZM49 124H50V123H49ZM105 124H106V123H105ZM105 124H104V125H105ZM147 124H148V123H147ZM195 124H196V123H195ZM219 124H220V122H219ZM223 124H224V123H223ZM261 124H262V123H261ZM47 125H48V124H47ZM52 125H53V122H52ZM52 125H51V127H52ZM69 125H70V124H69ZM71 125H72V124H71ZM71 125L68 126V127H71ZM83 125H85V124H83ZM182 125H183V124H182ZM182 125H181V126H182ZM196 125H197V124H196ZM221 125H222V122H221ZM44 126H46V124H45ZM54 126H55V125H54ZM81 126H82V125H81ZM89 126H90V125H89ZM150 126H151V125H149V127H150ZM183 126H185V125H183ZM197 126H198V125H197ZM207 126H208V125H207ZM207 126H206V127H207ZM210 126H211V125H210ZM218 126H219V125H218ZM56 127H57V126H56ZM56 127H55L54 129H56ZM68 127H67L65 130H68ZM83 127H84V126H83ZM199 127H200V126H199ZM204 127H205V126H204ZM219 127H220V126H219ZM222 127H223V126H222ZM224 127H225V125H224ZM52 128H53V127H52ZM106 128H107V127H106ZM150 128H151V127H150ZM184 128H186V127H184ZM184 128H182V129H183V130H182L183 132L185 131ZM200 128L203 129L202 127H200ZM209 128H210V127H209ZM220 128H221V127H220ZM249 128H251V126H249ZM54 129H53V130H54ZM57 129H58V128H57ZM77 129H79V128H77ZM85 129H86V128H85ZM102 129H103V128H102ZM151 129H153V128H151ZM151 129H150V130H151ZM201 129H200L199 131H201ZM204 129H205V128H204ZM207 129H208V128H207ZM246 129H248V128H246ZM256 129H257V128H256ZM263 129H264V128H263ZM53 130H52V131H53ZM63 130H64V129H63ZM65 130H64V131H65ZM142 130H143V127H142ZM187 130H188V129H186V131H187ZM219 130H220V129H219ZM257 130H258V129H257ZM54 131H55V130H54ZM54 131H53V132H54ZM56 131H58V130H56ZM68 131H69V130H68ZM75 131H76V130H75ZM86 131L88 132L87 129H86ZM104 131H105V130H104ZM182 131H181V132H182ZM199 131H198V132H199ZM203 131H206V130H203ZM208 131H209V130H208ZM248 131H249V130H248ZM251 131L253 132L252 129H251ZM21 132H22V131H21ZM23 132H24V130H23ZM47 132H48V131H47ZM82 132H84V131H82ZM107 132H108V131H107ZM147 132H148V131H147ZM222 132H223V131H222ZM17 133H18V132H17ZM26 133H27V131H26ZM64 133H65V132H64ZM68 133H69V132H68ZM79 133H81V131H80ZM84 133H85V132H84ZM105 133H106V132H105ZM113 133H114V132H113ZM260 133H261V132H260ZM262 133H263V132H262ZM19 134H20V133H19ZM21 134H24V133H21ZM21 134H20V135H21ZM69 134H72V133H69ZM89 134H90V132H89ZM143 134H144V133H143ZM147 134H148V133H147ZM202 134H203V133H202ZM223 134H224V132H223ZM247 134H248V133H247ZM25 135H26V134H25ZM72 135L74 136V134H72ZM72 135H69V136L72 137ZM77 135H81V134H77ZM85 135H86V137H88V133L85 134ZM178 135H179V134H178ZM262 135H263V134H262ZM32 136H33V134H32ZM91 136H93V134H91ZM182 136L185 137V136H184V133H183ZM202 136H203V135H202ZM202 136H201V137H202ZM254 136H255V135H254ZM254 136L251 137V138H252L251 141H253V139H255ZM79 137H80V136H79ZM79 137H77V139H79ZM81 137L84 138V135H82ZM96 137H97V136L95 135V139H96ZM178 137H179V136H178ZM211 137H212V135H211ZM229 137H230V136H229ZM246 137L249 138L250 136L248 135V136H246ZM263 137H264V135H263ZM83 138H82V139H83ZM118 138H119V136H118ZM172 138H173V137H172ZM203 138H204V137H203ZM212 138H213V137H212ZM234 138H235V137H234ZM71 139H72V138H71ZM73 139H74V137H73ZM87 139H88V138H87ZM93 139H94V137H93ZM93 139H92V140L89 139L90 142H91V141H95V140H93ZM108 139H109V138H108ZM115 139H117V136H116ZM235 139H237V138H235ZM74 140H75V139H74ZM85 140H86V139H85ZM97 140H99V139H97ZM233 140H234V139H233ZM255 140H256V139H255ZM76 141H77V140H76ZM76 141H75V142H76ZM81 141H82V140H81ZM83 141H84V140H83ZM83 141H82V142H83ZM99 141H101V140H99ZM240 141H242V140H240ZM82 142H81V143H82ZM90 142H88V143H90ZM102 142H105V140L102 141ZM107 142H108V141H107ZM107 142H106V143H107ZM114 142H115V141H114ZM116 142H117V141H116ZM118 142H119V141H118ZM118 142H117V143H118ZM172 142H173V141H172ZM255 142H256V141H255ZM64 143H65V142H64ZM92 143H93V142H92ZM109 143H110V142H108V144H109ZM187 143H188V142H187ZM241 143H242V142H241ZM241 143H240V144H241ZM251 143H252V142H251ZM79 144H80V143L77 142V145H79ZM103 144H104V143H103ZM103 144H102V145H103ZM211 144H213V142H212ZM257 144H259V143L257 142ZM91 145H92V144H91ZM95 145H96V144H95ZM111 145H112V144H111ZM113 145H114V144H113ZM144 145H145V144H144ZM74 146H76V145H74ZM80 146H81V145H80ZM93 146H94V145H93ZM104 146H106V145H104ZM225 146H226V145H225ZM249 146H250V145H249ZM257 146H259V145H257ZM91 147H92V146H91ZM112 147H113V146H112ZM112 147H110V148H112ZM144 147H145V146H144ZM74 148H75V147H74ZM76 148H77V146H76ZM76 148H75V149H76ZM93 148H94V147H93ZM93 148H92V149H93ZM115 148H116V147H115ZM124 148H125V147H124ZM251 148H252V147H251ZM36 149H37V148H36ZM174 149H175V148H174ZM260 149H261V148H260ZM76 150H77V149H76ZM80 150H81V148H80ZM108 150H109V149H108ZM119 150H120V149H119ZM121 150L123 151L122 148H121ZM121 150H120V151H121ZM149 150H150V149H149ZM172 150H173V149H172ZM12 151H13V150H12ZM95 151H96V150H95ZM95 151L93 150V152H95ZM111 151H112V150H111ZM111 151H110V152H111ZM114 151H115V150H114ZM114 151H113V153H114ZM225 151L228 152L226 149H225ZM73 152H74V150H73ZM81 152H82V151H81ZM84 152H85V151H84ZM96 152H97V151H96ZM245 152H246V151H245ZM87 153H88V152H85V154H87ZM97 153H98V152H97ZM97 153H95V154H97ZM105 153H106V152H105ZM111 153H112V152H111ZM246 153H247V152H246ZM85 154H82V155L85 157ZM106 154H107V153H106ZM122 154H123V152H122ZM136 154H137V153H136ZM162 154H163V153H162ZM250 154H251V153H250ZM13 155H14V152H13ZM72 155H73V154H72ZM87 155H88V154H87ZM97 155H98V154H97ZM99 155H100V152H99ZM101 155H102V154H101ZM110 155H112V154H110ZM166 155H168V154H166ZM73 156H75V155H73ZM83 156H82V157H83ZM76 157H79V156H76ZM84 157H83V158H84ZM107 157H109V156H107ZM110 157H111V156H110ZM128 157H129V156H128ZM157 157H158V156H157ZM83 158H80V157H79V159H80V163H81V161H82ZM88 158H89V156H88ZM105 158H106V157H105ZM122 158H123V157H121V159H122ZM125 158H127V157H124L123 159L125 160ZM131 158H132V162L134 161V163H135V160H136L137 158H135V160H133V157H131ZM3 159H4V158H3ZM73 159H75V158L72 157V160H73ZM79 159H76V161L79 160ZM90 159H91V158H90ZM99 159L101 160V159H103V158L100 157ZM106 159H107V158H106ZM159 159H160V158H159ZM232 159H233V158H232ZM26 160H27V159H26ZM26 160H25V161H26ZM85 160L88 161L89 159L87 160V158H86ZM85 160H83L84 164H85ZM103 160H104V159H103ZM107 160H108V159H107ZM107 160H106V161H107ZM109 160H110V159H109ZM113 160H115V162H116V159H113ZM124 160H123V161H124ZM129 160L131 161V159H129ZM160 160H161V159H160ZM4 161H5V160H4ZM15 161H16V160H15ZM76 161H75V162H76ZM106 161H105V162H106ZM125 161H126V160H125ZM189 161H190V160H189ZM215 161H216V160H215ZM237 161H238V160H237ZM73 162H74V161H73ZM75 162H74V167L76 166V165H75ZM77 162H79V161H77ZM83 162H82V163H83ZM89 162H90V161H89ZM94 162L98 163V160H97V161H94ZM100 162H102V160H101ZM105 162H104V163H105ZM107 162H108V161H107ZM121 162H122V161H121ZM121 162H120V163H121ZM132 162H131V163H132ZM6 163H9V159H8V158H6ZM25 163H27V162H25ZM86 163H87V162H86ZM96 163H95V164H96ZM102 163H103V162H102ZM102 163H101V164H102ZM104 163H103V164H104ZM123 163H124V162H123ZM153 163H154V162H153ZM93 164H94V163H93ZM101 164H100V165H101ZM110 164H112V163H110ZM117 164H119V163H117ZM125 164H126V162H125ZM129 164H130V163H129ZM236 164H238V163H236ZM247 164H248V163H247ZM97 165H98V164H97ZM105 165H106V163H105ZM121 165H122V164H121ZM126 165H127V164H126ZM252 165H253V164H252ZM252 165H251V166H252ZM22 166H23V165H22ZM24 166H27V164L24 165ZM77 166H79V165H77ZM82 166H84V165H82ZM90 166H91V164H90ZM103 166H104V165H103ZM239 166H241V164H240ZM242 166H243V163H242ZM242 166L240 167L241 169H242ZM18 167H19V166H18ZM71 167H73V166H71ZM107 167H108V166H107ZM247 167H248V166L245 164L246 171H247ZM252 167H253V166H252ZM252 167H251V168H252ZM75 168H76V167H75ZM114 168H115V167H114ZM114 168L112 169L113 171H115ZM126 168H127V167H126ZM126 168H125V170H127ZM238 168H239V167H238ZM76 169H77V168H76ZM81 169H82V168H81ZM198 169H199V168H198ZM117 170H118V169H117ZM7 171H8V170H7ZM86 172H87V171H86ZM6 173H7V172H6ZM201 173H202V172H201V170H200V174H201ZM138 175H139V174H138ZM8 176H12V177H11V182H10L11 184H10V186H11V187L13 188V190H14V188H15V186H16V178H15V176H17V175H16L15 173H10ZM206 177H207V176H206ZM9 179H10V178H9ZM202 179H203V178H202ZM84 181H86V180H84ZM84 181H83V184H84ZM218 181H219V180H218ZM91 183H92V182H91ZM91 183H89V184H91ZM246 184H247V182H246ZM81 185H82V184H81ZM152 185H153V184H152ZM248 185H251V184H250V183L247 184V186H246L247 188L249 187ZM63 186H64V184H63ZM88 186H89V185H88ZM149 186L151 187V182H150ZM251 186H252V185H251ZM251 186H250L249 188L252 189ZM147 187H148V186H147ZM150 187H148V188H150ZM89 188H90V187H89ZM89 188H88V189H89ZM150 189H151V188H150ZM151 190H155L154 187H153V189H151ZM156 190H157V189H156ZM177 190H178V189H177ZM174 191H175V190H174ZM148 192H150V190H148ZM149 194H150V193H149ZM13 196H14V195H13ZM151 196H152V192H151ZM155 196H156V195H155ZM84 197H85V196H84ZM152 197H153V196H152ZM157 197H158V196H157ZM132 198H133V197H132ZM134 198H135V197H134ZM154 198H156V197H154ZM157 199H158V198H157ZM137 200H138V199H137ZM143 200H144V199H143ZM79 201H80V200H79ZM79 201H77V202H79ZM138 201H139V200H138ZM139 202H141V201H139ZM139 202H138V203H139ZM147 202H148V200H147ZM211 202H212V201H211ZM120 203H121V202H120ZM138 203H137V204H138ZM148 203H149V202H148ZM148 203H147V205H148ZM129 204H130V203H129ZM131 204H132V202H131ZM140 204H141V203H140ZM149 204H151V202H150ZM162 204H163V203H162ZM81 205H82V204H81ZM134 205H135V203H134ZM82 206H83V205H82ZM138 206H139V205H138ZM157 206H159V205H157ZM245 206H246V205H244V206H242V207H244V209H245V208H246ZM125 207H126V206H125ZM212 207H213V206H212ZM242 207H241V208H242ZM241 208H240V209L238 208V210H241ZM143 209H144V208H143ZM189 209H190V208H189ZM242 209H243V208H242ZM249 209H250V208H249ZM262 209H263V208H262ZM139 210H140V208H139ZM162 210H163V209H162ZM247 210H248V208H247ZM247 210H245V212H246ZM13 211H14V210H13ZM158 211H159V210H158ZM158 211H156V212H158ZM156 212H155V213H156ZM219 212H220V210H219ZM243 212H244V211H243ZM245 212H244V213H245ZM247 212H248V211H247ZM163 213H164V212H162V215H163ZM220 213H221V212H220ZM233 213H234V212H233ZM209 214H210V213H209ZM7 215H8V214H7ZM159 215H160V214H159ZM212 215H213L212 213H211L210 215H208V219L210 218V221H211V216H212ZM234 215H235V213H234ZM236 215H237V214H236ZM262 215H263V214H262ZM206 216H207V215H205V217H206ZM209 216H210V217H209ZM240 216H241V215H240ZM217 217H219V216H217ZM238 217H239V216H238ZM203 218H204V217H203ZM213 218H215V217L213 216ZM243 218H244V216H243ZM240 219H242V218H240ZM165 220H167V219L165 218L164 221H165ZM255 220H256V219H255ZM170 221H171V220H170ZM201 221H202V220H201ZM256 221H257V222H256V224H257V223H258V220H256ZM171 222H172V221H171ZM215 222H216V220H215ZM253 222H254V221H253ZM253 222H251V225H255ZM96 224H97V223H96ZM242 224H243V223H242ZM245 224H246V223H245ZM258 224H259V223H258ZM118 226H119V225H118ZM249 226H250V225H249ZM255 226H257V225H255ZM230 227H232V225H231ZM240 227H242L241 224H240ZM240 227H239V229H240ZM242 228H243V229H242ZM242 228H241V229L244 231L245 228H247V227H242ZM226 229H227V228H226ZM230 229H231V228H230ZM255 229H257V228H255ZM222 230H223V229H222ZM232 230H234V229H232ZM235 230H236V228H235ZM242 230H240V231H242ZM225 231H226V230H225ZM237 231H238V229H237ZM247 231H248V230L246 229V232H247ZM226 232H227V231H226ZM232 232H233V231H232ZM230 233H231V232H230ZM259 233H260V232H259ZM226 234H229V233H226ZM260 235H262V234H260ZM225 236H226V235H225ZM228 237L231 239V236H230V235H229V236L227 235V236H226V239H227V240H229ZM261 237L264 238L263 235H262ZM12 240H13V239H12ZM230 241H231V240H230ZM254 242H255V240H254ZM263 242H264V241H263ZM11 243H12V242H11ZM153 243H154V242H153ZM217 243H218V242H217ZM35 245H36V243H35ZM148 245H149V244H148ZM24 247H25V245H24ZM27 247H28V246H27ZM34 248H35V247H34ZM34 248H32V251L34 250ZM194 250H195V249H194ZM260 255H261V254H260ZM14 262H15V261H14Z\"/></svg>",
	"mask_w": 264,
	"mask_h": 264
}]
</instances>
